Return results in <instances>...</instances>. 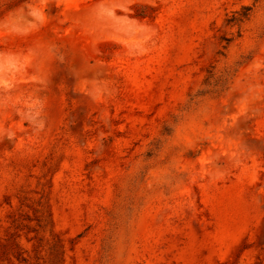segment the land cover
Wrapping results in <instances>:
<instances>
[{
  "label": "rangeland",
  "instance_id": "obj_1",
  "mask_svg": "<svg viewBox=\"0 0 264 264\" xmlns=\"http://www.w3.org/2000/svg\"><path fill=\"white\" fill-rule=\"evenodd\" d=\"M0 264H264V0H0Z\"/></svg>",
  "mask_w": 264,
  "mask_h": 264
},
{
  "label": "trees",
  "instance_id": "obj_2",
  "mask_svg": "<svg viewBox=\"0 0 264 264\" xmlns=\"http://www.w3.org/2000/svg\"><path fill=\"white\" fill-rule=\"evenodd\" d=\"M244 15V14H243Z\"/></svg>",
  "mask_w": 264,
  "mask_h": 264
}]
</instances>
